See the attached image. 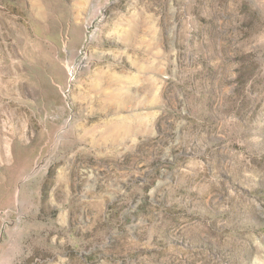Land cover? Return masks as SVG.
<instances>
[{
	"label": "rangeland",
	"instance_id": "obj_1",
	"mask_svg": "<svg viewBox=\"0 0 264 264\" xmlns=\"http://www.w3.org/2000/svg\"><path fill=\"white\" fill-rule=\"evenodd\" d=\"M0 264H264V0H0Z\"/></svg>",
	"mask_w": 264,
	"mask_h": 264
}]
</instances>
